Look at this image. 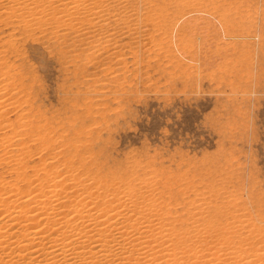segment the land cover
<instances>
[{
  "label": "rangeland",
  "instance_id": "374dc122",
  "mask_svg": "<svg viewBox=\"0 0 264 264\" xmlns=\"http://www.w3.org/2000/svg\"><path fill=\"white\" fill-rule=\"evenodd\" d=\"M110 3L87 34L0 23L14 76L0 121L19 133L7 155L0 147V178L15 177L10 153L31 165L47 151L40 139L56 148L67 137L93 169L148 176L179 200L233 193L264 226V0Z\"/></svg>",
  "mask_w": 264,
  "mask_h": 264
},
{
  "label": "bare ground",
  "instance_id": "6f19581e",
  "mask_svg": "<svg viewBox=\"0 0 264 264\" xmlns=\"http://www.w3.org/2000/svg\"><path fill=\"white\" fill-rule=\"evenodd\" d=\"M110 1L0 0V23L10 19L22 32L49 38L87 34L86 28L108 14ZM13 37L1 40L9 46ZM4 53L0 117L8 112L14 79ZM11 122L0 121V131L9 129L0 137L6 155L19 134ZM61 138L56 148L40 139L48 149L42 148L47 151L38 163L24 161V151L8 155L16 161V174L13 181L0 178V264H264V226L236 208L243 204L233 193L216 191L218 205L204 196L179 200L148 176L93 169L88 147Z\"/></svg>",
  "mask_w": 264,
  "mask_h": 264
}]
</instances>
